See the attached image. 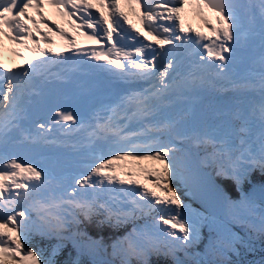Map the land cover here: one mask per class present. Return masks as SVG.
<instances>
[{
  "label": "snow or ice",
  "instance_id": "6c2138e0",
  "mask_svg": "<svg viewBox=\"0 0 264 264\" xmlns=\"http://www.w3.org/2000/svg\"><path fill=\"white\" fill-rule=\"evenodd\" d=\"M0 264H264V0H0Z\"/></svg>",
  "mask_w": 264,
  "mask_h": 264
},
{
  "label": "bare ground",
  "instance_id": "6f19581e",
  "mask_svg": "<svg viewBox=\"0 0 264 264\" xmlns=\"http://www.w3.org/2000/svg\"><path fill=\"white\" fill-rule=\"evenodd\" d=\"M121 6H122V7H121L122 10L125 11V13H129V14H131V12H129V10H128L127 7H125L124 5H121ZM46 15H49V18H50V19H56L57 22H59V23H61V25H63V27L67 28L66 23H64V22H62V21H59L57 17H55L54 15L50 14V11H49V12H46ZM131 19L135 21L134 23H132L135 27H137V28L140 27L138 21L132 16V14H131ZM189 23H190V25H191L193 28H196V27L198 28V27H199V28H200L199 30H203V27H202L201 25H199V21L196 20L195 18H193V17L191 16V14L188 13V18L186 19V24H189ZM69 31H70V30H69Z\"/></svg>",
  "mask_w": 264,
  "mask_h": 264
},
{
  "label": "trees",
  "instance_id": "16d2710c",
  "mask_svg": "<svg viewBox=\"0 0 264 264\" xmlns=\"http://www.w3.org/2000/svg\"><path fill=\"white\" fill-rule=\"evenodd\" d=\"M254 179L259 180L260 177L257 175L256 177H254ZM90 234H91V235H95L94 232H90ZM104 234L107 235V232L104 233ZM45 243H46L45 241H40V246L43 247ZM61 258H63V257H61ZM256 258L259 259V254H257V257H256ZM249 259H252V257L249 256Z\"/></svg>",
  "mask_w": 264,
  "mask_h": 264
},
{
  "label": "rangeland",
  "instance_id": "374dc122",
  "mask_svg": "<svg viewBox=\"0 0 264 264\" xmlns=\"http://www.w3.org/2000/svg\"><path fill=\"white\" fill-rule=\"evenodd\" d=\"M122 7V6H121ZM125 12V11H124ZM126 15H128V17H131V14H129V13H126ZM130 21V20H129ZM133 21H130V23H132ZM121 163H123V162H121Z\"/></svg>",
  "mask_w": 264,
  "mask_h": 264
}]
</instances>
